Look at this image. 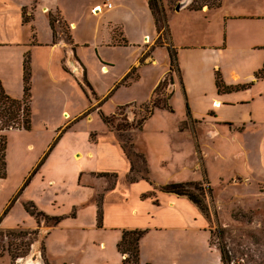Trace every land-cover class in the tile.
Returning <instances> with one entry per match:
<instances>
[{
  "label": "rangeland",
  "instance_id": "rangeland-1",
  "mask_svg": "<svg viewBox=\"0 0 264 264\" xmlns=\"http://www.w3.org/2000/svg\"><path fill=\"white\" fill-rule=\"evenodd\" d=\"M14 1L28 5L25 8L26 14L31 17V24L28 26L34 45L54 40L53 31L50 28V20H53L57 33L55 44L65 41L75 52L76 60L78 61L80 57L83 61V64L80 62L83 70L79 73L77 68H75L77 71L74 68L71 71L68 65L64 64L62 68L61 62L58 63L59 57L66 52L64 49L51 51L50 46L34 48L32 44L28 50L31 67L33 68L34 61L35 74H39L34 80L35 90L32 100L36 113L33 116V125L38 129L45 118L42 101L44 94L48 93V85L53 92L50 95H54L53 102L57 105H65V109L70 114V117L67 113L65 114L67 119L62 121L60 127L66 123L67 125L60 130L58 137L77 122L66 134L68 136L65 143L59 148L60 151L63 150L60 155L67 156L69 151L74 149L68 144L74 142L83 156L76 161L72 158L67 161L53 159L45 175L33 178L14 206L13 212L0 220L3 221L0 225V254L3 255L0 257V264L28 262L52 264L48 255L47 241L53 228L62 222V216H74L75 213H79L80 219L75 223L82 225L87 223L92 215L94 203L98 207L102 206L106 184L104 181L99 182L100 172L84 177L80 184L78 174L71 170V168L83 166L85 169L96 172L104 169L97 160H89L86 154L89 151L87 148L93 149V140L97 135L104 141L108 140L107 135L112 134L116 143L120 145L115 133L102 122L101 113L105 116L117 115L114 126H129L139 122L146 115V107L157 100H166L172 106L174 113L157 110L146 122L142 131H133L135 151L145 156L148 173L145 176L138 172L132 175L129 173L128 183H131L130 177L131 180L134 178L149 183L152 181L157 185L152 193H149V196L153 198L157 196V193L162 192V187L168 184L201 183L205 188L212 190L210 194L206 193L205 198L211 216L210 220L206 219L210 247L204 239L200 241V244L194 243V248L197 250L192 260L196 264H223L220 248L225 246L231 260L228 264H264V170L261 169L264 165V139L261 140L260 133L258 136L247 134L248 137L243 139L241 134L248 133L244 132V126H235L232 123L220 127V134L211 137L205 134L207 129L213 126L209 123L196 128L204 151L201 158L195 155L197 148H195L194 139H191L193 129L188 123L189 116L202 121L203 118H207L206 110H209L210 116L219 115L221 119L247 114L245 113L247 110L243 107L226 110L222 108L224 102L216 106L214 98H211L210 102L206 99V92L215 91L214 84H211L210 77L207 75H212L208 66L214 63L216 55L211 54L209 58L208 55L204 58L203 53L189 54L187 58L195 66L188 67L186 63L187 67L184 70L176 49V56L172 55L174 48L168 44L170 33L164 32L163 29L161 33L157 32L154 18L148 7L149 0ZM186 1L189 9L193 0H182L180 3L159 0L164 5L167 19L170 12H177L176 7ZM241 7L236 5L230 7L224 4L222 9L219 8L221 10L207 16L208 21L214 23L217 15L222 16V24H220L222 28L219 27V30H223L225 36L223 14L239 16V13L245 12ZM187 12L189 11L181 13L176 20H173V26L177 25L181 31L183 28H191L194 25L199 31L206 30L207 33L213 31L211 25L200 23L202 20L205 21L203 15L199 17L198 22L185 20ZM237 19L239 20H234L230 27L229 49L222 58L220 55L218 57L219 60L223 59L228 67L233 66L236 61L246 66L250 60H254L251 59L252 53L245 42H251L255 36L261 38L264 36V23L258 27L254 22H246L244 18ZM182 23L185 27L181 26ZM189 30L193 31V29ZM147 33L151 34V38L145 42L141 38ZM127 38L133 42L130 43ZM173 61L176 64L171 72ZM178 69H180V75ZM130 73L132 77L127 85L120 86L123 79ZM42 74L53 75L50 76V81H47V77L43 78ZM57 74H82V80L78 81L72 77L68 85L62 84L63 78ZM220 74L224 81V75L221 72ZM85 78L92 89L83 84ZM162 82L160 91L156 93L155 90ZM249 84L252 83L229 86L225 83L230 88ZM253 86L234 92H241L239 94V100H241L244 94H248L242 92L253 89L254 97L257 98L258 92L264 88V85L260 88H253ZM59 89L68 93L67 101L64 97L67 94L59 92ZM246 98L249 100V96ZM247 103L239 102L238 105ZM259 106L264 105L259 104ZM220 110L223 112L218 113ZM77 115L79 118L74 117ZM21 118L23 114L20 120ZM12 124L14 123L8 124V120L0 116V136L6 135L7 148L8 131L19 130L12 127L4 130L6 126ZM184 135L190 141L184 140ZM104 161H108V158ZM115 179L108 178L110 187L116 183ZM18 181L17 178L11 177L5 193L12 191L18 185ZM50 181L53 183H49ZM28 202H33L40 211L61 219V222L56 225L54 220L42 219L37 223V220L25 210L24 205ZM1 204L0 198V209ZM70 224L67 223V227L62 230L54 231L51 240L57 243L65 242ZM220 229L224 230L225 235L222 236ZM80 239L89 246L93 241L92 237H89L88 241L85 236H81ZM96 241L98 243L104 241L105 248L93 244L89 250L91 255H86L88 264H100L106 260L109 264H120L121 258L114 246L115 240L113 243L111 238ZM152 259L154 264H165L158 261L155 256Z\"/></svg>",
  "mask_w": 264,
  "mask_h": 264
},
{
  "label": "crops",
  "instance_id": "crops-1",
  "mask_svg": "<svg viewBox=\"0 0 264 264\" xmlns=\"http://www.w3.org/2000/svg\"><path fill=\"white\" fill-rule=\"evenodd\" d=\"M224 4H226V6L230 5V7L233 5L242 6V10L245 11L243 14L239 13V16H233L232 14L227 16V13L223 14L225 20L224 25L226 28L225 36L223 30H219V27L222 28L220 25L222 24V16L217 15L214 23H210L207 17L221 10ZM27 6L28 5L25 3H19L14 0H0V81L7 94L17 100L22 99L24 96V62L26 54L33 44L30 35V28L24 23L23 17V8ZM223 6L221 9L213 11H210L207 8H204L202 11H192L186 6L180 12H170L168 15V24H170L168 44L178 51L180 63L184 70L187 65L188 67L195 66V64H192L191 60L187 58L189 54L200 55L203 53L204 58H206L207 55L208 58L211 54L216 55L214 63L208 66L212 75H207L210 77L211 84H214L215 91L206 92V99L210 102L211 98H214V103L217 105L218 103L221 105V102H224L222 108L224 107L226 110L239 109L240 107L247 110L245 112L247 114H244L243 116H229L226 119H221L219 115L210 116L209 110H206L208 113L207 118H203L202 121L192 119L189 116L190 122L188 121V123L189 125H192L191 127L193 129L191 139H194L196 144L195 148L199 150H196L195 155L200 158L204 155V151L202 150L197 129L204 125H208L209 123L213 126L212 128H208L205 134L211 137L220 134V127L225 126L227 123H232L235 126H244V132H248L241 134V138L245 139L248 137L246 136L247 134L258 136L260 133V136L262 137L261 140L264 139V106L258 107L259 104L264 105V88L258 92L259 97L257 98L254 97V90L249 88L250 90L242 92L248 94H244L243 98L239 100V94L241 92L236 93L233 91L231 93L222 94L219 92L216 85L217 72H221L224 75V81L228 86L252 83V85H254L253 88H260L261 85H264V79L257 80L255 78V74L264 66V36L262 38L255 36L251 42H245V45L252 53L251 59H254L250 60L248 65L243 66L240 61H236L233 66L228 67L225 65V62H223V59H218L219 55L222 58V55L229 49L230 27L234 23V20H239L237 19L239 17L244 18L246 22H254L258 27L264 23V0H262V2H260V0H224ZM185 11H189L184 17L185 20L198 22L199 17L203 15L205 21L202 20L200 23L202 25L206 24L207 26L211 25L213 31L211 33H207L206 30L199 31V29L195 27L196 25L191 28H183L181 31L177 28V25L173 26L172 21L176 20L181 13H184ZM72 25L74 26L73 23ZM181 26L185 27L183 26V23ZM189 29H193V31L190 32ZM150 38L151 34L147 33L143 35L141 39L146 42L147 39ZM127 39L130 43L133 42L131 39ZM42 46H50L51 51L56 49H64L66 51L59 57V60H57L58 63L61 62L60 64L62 68L65 64L69 66L71 71H73L72 68H74L75 71L79 69V73L83 70L80 63L82 62L83 64L82 59L76 54L79 62L76 60L75 52H73L71 46L65 41H60L58 44H55L52 40L45 41L36 43L33 47L36 48ZM75 60L79 67H76ZM32 63V98H34V80L39 74H35L36 67L34 66V61ZM75 68H77V70ZM238 70L240 71L238 72ZM229 71L232 75L227 74ZM241 71L244 73H240ZM185 73L186 72H184V74ZM42 75L43 78L47 77V81H50V76L53 74ZM57 75L63 78V81L61 82L62 84L68 85L70 81H72V77L78 81L82 80V74ZM176 85L175 88H177ZM47 89L48 93L44 94L42 101L45 118L42 120L41 127L37 129L35 125H33V116H35L36 109L35 104L31 99L32 129L30 131L23 129L12 130L7 133L8 148L6 162L8 174L6 179L0 178V198L2 200L0 220L11 200L18 193L26 179L29 178L33 171L39 166L42 159L46 156L58 138L59 140L55 148L47 157L40 171L35 175L37 178L45 175V171L50 166L53 159L67 161L69 158H72L76 161V159L78 160L83 156L82 151L75 147L76 144L74 142L68 144L69 147L72 146L74 149L70 150L67 156L64 157L60 155L63 150L60 151L59 148L65 143L68 136L66 134L77 122L74 123L73 126H70V129L68 128L61 137H58L60 130H63L64 126L67 125L66 123V125L64 124V126L60 127L62 121L67 119L65 114L67 113L69 117L70 114L65 109V105L61 106L53 102L54 95H50L53 93L51 91L52 89L48 85ZM59 90V92L67 94V96H64L65 101H67L68 93L63 89ZM72 91L74 90L72 89ZM247 96H249V100H246ZM239 102L248 103L239 106ZM230 103L232 104L230 105ZM221 112L223 111L220 110L218 113ZM74 117H78V115ZM71 118L73 117L71 116ZM107 137L108 140L102 141L101 137L97 135L93 140V149L87 148L89 151L86 153L89 160H97L104 169L96 172L92 171V169H85L83 168L84 166L76 167L75 169L71 168L74 173L76 172L78 174L80 184L84 177L92 174L96 175L99 172L118 174V178L115 179L116 183L113 187L109 186L110 184L107 181L108 178H99V182L104 181L106 184L102 200L103 227L100 228L98 226L99 207L96 203L93 204V206L95 205V208L92 210V215L88 222L83 223L82 225H77L75 223L80 219L79 213H75L74 216H62L63 220L60 225L54 227L52 231L50 229L51 234L47 241L48 255L52 264H63L65 262V264H88L86 262V255H91L89 250L93 244L105 248L104 241L98 243L96 240H107L108 238H111L112 243L115 240L114 246L117 249V244L122 238V231L136 229L148 230V233L141 241V257L143 264H154L152 259L153 256H155V258L161 263L165 262V264H187V262H190V264H196V262L192 260L194 252L197 250L194 248V243L198 242L200 244V241L204 239L207 246L210 247V234L206 230V218L201 214L200 210L185 197H179L163 192L157 193L155 198L150 197L149 193H152L155 186H157L152 181V184L151 182L149 183L146 181L128 183L131 164L124 155L120 145L116 143L117 141L112 134L107 135ZM183 138L184 140L190 141L185 135ZM64 146H66V144ZM106 158H108V161H104ZM261 169L264 170V165H262ZM11 177L17 178L19 183L12 191L6 194L7 183H9L8 181ZM49 183H53V181H50ZM123 189H125V191H123ZM22 196L23 194L18 200H20ZM13 208L10 213L13 212ZM48 216L54 218V216ZM68 220H72V222H67ZM67 223H71L68 227V238H65L67 240L59 243L51 240L53 232L66 228ZM81 236H85L86 240L89 237H92L93 241L91 242V245H85V242L80 239ZM120 258V264H122L123 257L120 255ZM100 264H109V262L106 260V262Z\"/></svg>",
  "mask_w": 264,
  "mask_h": 264
},
{
  "label": "trees",
  "instance_id": "trees-1",
  "mask_svg": "<svg viewBox=\"0 0 264 264\" xmlns=\"http://www.w3.org/2000/svg\"><path fill=\"white\" fill-rule=\"evenodd\" d=\"M169 2L173 3H180L182 0H168ZM224 0H193L191 3L189 9L192 11H202L204 8H208V10L213 11L221 8L223 6ZM148 7L151 11V14L154 18L156 29L158 33H161L162 29L167 32H169V25H168V19L166 16L165 8L163 3H160L159 0H149L148 1ZM23 17H24V23L29 25L31 24V17L26 14V8H23ZM50 28L53 31V42L57 39V33L55 31V26L53 23V20H50ZM55 43V42H54ZM175 54L176 56V50L173 49L172 55ZM174 64H176L175 61L172 62V69H174ZM178 73L180 75V69H178ZM170 75V74H169ZM131 73L127 75L123 82L120 83L121 85H127L128 80L131 78ZM255 78L257 80L264 79V66L261 70H259L255 74ZM83 84L85 86H88L91 88L90 84L87 81V78L84 79ZM163 82L157 87L155 90L156 93H158L162 86ZM182 84V83H181ZM216 85L220 93H231L233 91H239L242 89H246L250 87L251 85H245V86H238L236 88H230L227 87L222 79V76L219 72L216 74ZM92 89V88H91ZM31 99H32V67H31V58L30 54H26L25 62H24V96L22 99L17 100L12 98L10 95L7 94L2 82L0 81V116L3 118H6L8 120V124L14 123L12 125L6 126L4 130H9L10 127L14 129H24L26 131H30L32 129V107H31ZM150 105V106H149ZM146 109V115L141 118L139 122L136 124H132L129 126H114V119L117 115H111V116H105L101 113V120L102 122L112 131L115 133V135L118 138V141L121 145V148L130 161L131 164V175L134 172H138L143 174L144 176L148 173V167L147 162L145 159V156L143 154H140L135 151V140L133 139V131L139 130L142 131L146 122L153 117L155 112L157 110H166L170 113H174V110L172 106L169 105V103L166 100H157L155 102H151ZM23 114V118L20 117ZM131 133V135H128ZM128 135V136H126ZM59 140V138H58ZM58 140L56 143L52 145L49 152L46 154V156L43 158L39 166L33 171V173L29 176V178L26 179L22 189L17 193V195L12 199L11 204L6 208L4 211V215L1 218V220L7 216L17 200L20 198V196L24 193L26 188L30 185L32 182L33 177L40 171L41 167L44 165L47 157L49 154L53 151L55 148ZM6 156H7V137L6 135L0 136V178L6 179L7 178V162H6ZM139 164V168H137V165ZM137 169V170H135ZM100 178H109L114 177L118 178L117 173H100ZM146 179V178H145ZM131 183H136L139 181V179H132L130 177ZM162 192L173 194L179 197H185L189 199L203 214V216L210 220V211L209 207L205 201L206 193H209L212 191L208 188H205L201 183L196 182H186V183H173L168 184L161 189ZM26 212L34 217L37 220V223H39L42 219L44 220H54L56 221V225H58L61 222V219L58 218H52L46 215L44 212L40 211L37 206L29 202L25 205ZM2 221H0L1 225ZM98 226L101 228L103 227V211L102 206H99L98 210ZM148 233V230H123L122 231V238L117 244V251L118 253L123 257L122 264H143L142 257H141V241L144 238V236ZM220 233L225 235V232L223 229H220ZM221 252V261L223 264H228L231 262L229 252L227 251L225 246H222L220 248ZM3 256L0 254V257ZM230 261V262H229Z\"/></svg>",
  "mask_w": 264,
  "mask_h": 264
},
{
  "label": "water",
  "instance_id": "water-1",
  "mask_svg": "<svg viewBox=\"0 0 264 264\" xmlns=\"http://www.w3.org/2000/svg\"><path fill=\"white\" fill-rule=\"evenodd\" d=\"M188 5V2L186 1V2H183V3H181V4H179L177 7H176V11L177 12H180L182 9H184L186 6Z\"/></svg>",
  "mask_w": 264,
  "mask_h": 264
},
{
  "label": "bare ground",
  "instance_id": "bare-ground-1",
  "mask_svg": "<svg viewBox=\"0 0 264 264\" xmlns=\"http://www.w3.org/2000/svg\"><path fill=\"white\" fill-rule=\"evenodd\" d=\"M99 8H100V7H99ZM98 10H100V9H98ZM98 13H99V12H98ZM216 106H220L219 103H218V105L216 104ZM26 264H36V263H34V262L29 263V262H28V263H26Z\"/></svg>",
  "mask_w": 264,
  "mask_h": 264
}]
</instances>
